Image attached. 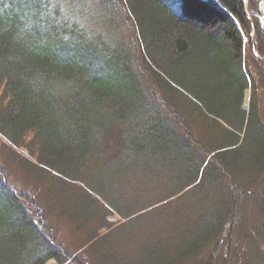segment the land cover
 Instances as JSON below:
<instances>
[{
    "label": "trees",
    "instance_id": "obj_1",
    "mask_svg": "<svg viewBox=\"0 0 264 264\" xmlns=\"http://www.w3.org/2000/svg\"><path fill=\"white\" fill-rule=\"evenodd\" d=\"M248 3L247 8L244 0H0V136L20 147L32 134L36 162L14 154L13 159L34 181L50 183L46 194L62 209L86 212L82 220L94 228L82 251L72 253L48 224L49 207L39 204L37 192L18 188L0 165V264L52 259L91 264L92 258L113 255L124 261L133 258L128 248L136 242L143 247L141 257L169 256L166 264H241L239 234L250 217L243 201L248 189L236 178L259 170L263 175L264 168L233 173L225 166L209 173L207 157L216 150L199 157L203 148L183 115L196 109L212 116L228 103L240 109L250 87L246 73L255 82L264 77L259 58L264 27L257 0ZM126 22L131 38L119 32ZM143 86L148 99L136 94ZM252 88L255 98L256 83ZM150 116L158 117L157 124L147 123L137 134L132 123ZM228 178L231 183L224 184ZM216 189L230 193L231 205L213 217L198 211L211 204L205 191ZM166 190L167 200L146 197ZM187 194L194 198L185 231L177 233L174 224L170 232L156 230L165 224L159 218L166 207L177 202L184 208ZM257 198L255 219L264 245V195ZM180 212L170 218L180 221ZM114 213L127 221L101 234L112 227L108 217ZM146 215L152 220L133 225ZM212 245L210 259H199ZM149 249L152 254H145Z\"/></svg>",
    "mask_w": 264,
    "mask_h": 264
},
{
    "label": "rangeland",
    "instance_id": "obj_2",
    "mask_svg": "<svg viewBox=\"0 0 264 264\" xmlns=\"http://www.w3.org/2000/svg\"><path fill=\"white\" fill-rule=\"evenodd\" d=\"M96 0H94L95 2ZM246 2L248 0H245ZM247 3V8H248ZM259 17V12H258ZM260 22L263 25L264 19L260 18ZM263 20V21H262ZM122 29H119L120 35L123 36L127 35L128 37H132L134 31L133 28L126 22V25L123 24ZM123 33V34H122ZM251 37H254V32L252 31ZM247 46L249 47L250 39L246 38ZM249 51L246 52L248 55ZM253 68H255L253 66ZM257 69V68H256ZM255 71L254 69H252ZM247 80L250 83V87L245 91L244 99H243V106L238 109L236 104L228 103V108H225L220 113H216L212 116H204L200 110L190 109L185 110V118L186 121L191 123L190 130L197 135V140L200 141L199 147L203 148L204 153L199 154V157H205L206 152L212 153V155L207 157L208 163L212 162V165L208 172H213L215 169L221 171L223 168L228 169L230 172H242V170H246L248 166H253V170L262 169L264 168L260 166L261 162L264 160V138H263V123L261 120H264V77L260 78L257 77L256 82L254 81V77H251L250 74L247 72ZM256 83V97L253 98V89L252 85ZM145 94V98L148 99L149 92L145 86L136 90V94ZM1 97V91H0ZM247 98V100H246ZM253 98V99H252ZM251 105V106H250ZM254 107L252 108V106ZM246 112L247 114L244 115L242 112ZM136 116H134L133 120ZM157 116H150L146 118L142 123L137 124L136 121L132 123L133 129L136 131L137 134L144 132L147 129L146 124L156 125L158 120ZM237 137V138H236ZM13 154L18 155L20 157H26L29 160L36 162V157L38 154V146L32 138V134L28 135L27 142L20 147L10 146L8 143H5L4 138L0 136V165H2L5 171L8 172L9 179L20 189L24 192L30 193V190H34L31 192L33 194L35 191L36 193V200L41 205H45L49 207V212L51 213L49 216L48 224L52 225V227L56 230V236L58 240L63 243L68 250L72 253H76L78 251H82V245L84 244L87 233H89L92 229V225L90 223H84L82 219H86V212L82 213L77 209L64 210L62 209V203L57 200V198L50 197L46 194L47 185L50 183L45 180L41 181H34L32 177H30L25 170H23L19 164V162L13 159ZM215 156V157H214ZM213 157V158H212ZM260 159V160H259ZM236 160H239V163L236 164ZM198 161V159H197ZM234 165V166H233ZM204 166V167H205ZM227 166V167H225ZM231 167V168H230ZM257 173L254 174H240L237 176L236 181L237 184H241L243 187L248 189L247 192L244 193L243 198L245 200L244 203L247 202V213L250 217V224H248V228L241 229L239 236L243 238L242 243V260H239L241 264H249L250 258L253 259V264H257L258 262L264 261V245L262 243V235L260 233L259 223L255 219L259 216V205L261 202L260 197L264 195V174L260 175L262 172L261 170L256 171ZM238 173V174H239ZM169 175L168 172H164L162 175V179L166 180L167 176ZM260 175V176H259ZM161 174L157 173L156 178H159ZM259 176V177H258ZM262 176V177H261ZM229 181L231 183L230 178L224 179V184ZM228 182V184H229ZM173 183H169V186H172ZM81 187H85L84 183L78 184ZM46 186V188H45ZM177 186V185H175ZM33 188V189H32ZM35 188V189H34ZM173 189H175L173 187ZM167 193H156L153 194H146L147 198H157V200H167L169 197V193L171 191L166 190ZM248 193V194H247ZM205 195L211 201V204H208V208H205L204 205L198 206V211L205 212V215L216 216L218 215L221 210L224 211L227 209V206L231 204H226L227 200L230 199V193L226 190L225 191H205ZM197 196H201L198 195ZM193 198L191 194H187L183 201L185 203L184 208L178 206L180 204H172L167 206L164 213L160 216L159 220L163 221L165 224L163 226H158L156 230L160 232H170L171 224H174L177 233L184 232L186 229V225L184 223L185 215L189 214L191 211V207L193 204ZM35 199V198H33ZM76 198L74 197V200ZM169 199H175V197H171ZM198 200V198H195ZM35 200V201H36ZM70 200V199H69ZM257 200V201H255ZM255 201V202H254ZM160 202V201H159ZM223 205L221 206V203ZM164 206L166 205L165 202H162ZM257 204V206H256ZM37 205V204H36ZM169 205V204H167ZM243 205V204H242ZM35 206V205H34ZM36 207V206H35ZM66 209V207L64 206ZM174 211H181L180 215L182 219L178 222L174 221L170 217L176 216L177 213ZM145 213V212H143ZM143 213H140L142 215ZM152 215H160V213L152 214ZM152 215L141 216V218L134 220L133 225H137L148 220H152ZM41 216V214H39ZM80 218V219H78ZM110 223H112V227L107 229L103 228L100 229V233L104 234L109 230L119 229L121 226L127 221L126 219L122 218L120 215L114 213L108 217ZM116 236H120L121 232H115ZM176 233V234H177ZM140 234V235H139ZM133 235V237L142 236L143 233H139ZM175 234V235H176ZM181 237H178L180 240ZM227 239L226 233L223 234V240ZM145 241L148 238L145 237ZM139 241V240H138ZM181 243V242H180ZM138 242L131 244L128 249L132 251L133 258L124 260V261H116L115 256L110 257V259L106 256L100 259L92 258L91 264H166L168 261L167 258H153L152 260L147 259V257H141L143 253V247H137ZM214 246H209L207 249L201 254L199 259H210L212 255ZM250 249H252L250 251ZM93 249L89 250L92 252ZM227 251H221V256L226 257ZM105 254V253H104ZM111 254H114L113 251ZM145 254H152V250L149 249ZM245 255V256H244ZM198 259V261H199ZM48 264H57L56 260L52 259L48 262ZM184 264H194V261L184 263Z\"/></svg>",
    "mask_w": 264,
    "mask_h": 264
},
{
    "label": "water",
    "instance_id": "obj_3",
    "mask_svg": "<svg viewBox=\"0 0 264 264\" xmlns=\"http://www.w3.org/2000/svg\"><path fill=\"white\" fill-rule=\"evenodd\" d=\"M258 1V5H259V10H260V18H264V10L262 8V3L264 4V0H257ZM247 100V98H246Z\"/></svg>",
    "mask_w": 264,
    "mask_h": 264
}]
</instances>
